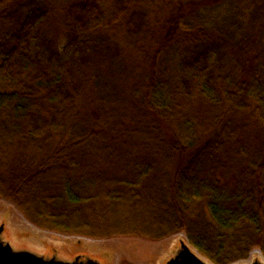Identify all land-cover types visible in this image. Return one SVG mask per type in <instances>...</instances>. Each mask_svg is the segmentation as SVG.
Here are the masks:
<instances>
[{"label":"trees","instance_id":"obj_1","mask_svg":"<svg viewBox=\"0 0 264 264\" xmlns=\"http://www.w3.org/2000/svg\"><path fill=\"white\" fill-rule=\"evenodd\" d=\"M0 199L59 235L264 257V0H0Z\"/></svg>","mask_w":264,"mask_h":264},{"label":"rangeland","instance_id":"obj_2","mask_svg":"<svg viewBox=\"0 0 264 264\" xmlns=\"http://www.w3.org/2000/svg\"><path fill=\"white\" fill-rule=\"evenodd\" d=\"M0 225H3L1 237L15 250H29L63 260H73L81 255L96 259L100 264H119L123 259L130 264H166L180 247L181 241L190 245L181 232L158 242L134 237L94 240L59 235L35 227L14 204L5 199H0ZM255 260L264 262L258 249H253L247 259L232 264H250Z\"/></svg>","mask_w":264,"mask_h":264},{"label":"water","instance_id":"obj_3","mask_svg":"<svg viewBox=\"0 0 264 264\" xmlns=\"http://www.w3.org/2000/svg\"><path fill=\"white\" fill-rule=\"evenodd\" d=\"M3 225H0V264H100L96 259L77 255L73 260H63L56 256L45 257L29 250H15L11 244L5 241L1 234ZM166 264H211L201 257L190 245L181 241L180 247ZM250 264H264L255 260Z\"/></svg>","mask_w":264,"mask_h":264}]
</instances>
